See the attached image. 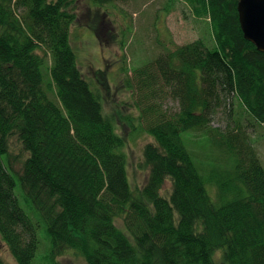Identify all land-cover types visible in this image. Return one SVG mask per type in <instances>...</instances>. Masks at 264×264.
<instances>
[{
    "label": "trees",
    "instance_id": "1",
    "mask_svg": "<svg viewBox=\"0 0 264 264\" xmlns=\"http://www.w3.org/2000/svg\"><path fill=\"white\" fill-rule=\"evenodd\" d=\"M77 1L0 0V238L15 261L32 264L43 226L44 264L67 251L86 264H264V166L238 122L210 126L232 98L264 127V52L244 38L237 0H182L208 20L212 44L166 47L131 74L123 62L127 93L111 113L104 70L91 84L69 39ZM122 120L151 137L140 187ZM188 132L203 148H188ZM12 137L26 152L19 171Z\"/></svg>",
    "mask_w": 264,
    "mask_h": 264
},
{
    "label": "rangeland",
    "instance_id": "2",
    "mask_svg": "<svg viewBox=\"0 0 264 264\" xmlns=\"http://www.w3.org/2000/svg\"><path fill=\"white\" fill-rule=\"evenodd\" d=\"M116 4L112 6L111 4H96L91 0H78L75 7L78 16L70 28L69 38L71 45L77 51L80 70L91 84L95 82L98 85V78L94 79V72L104 70L106 79L112 85L110 87L111 96L103 99V110L106 113H111L113 108L116 110L115 102L118 98L122 99L127 93L122 83L125 72L120 71L123 62L131 74L132 69L153 60L166 47L174 49L177 45L198 38H201L207 45L212 44L208 20L204 17L201 19L194 16L190 7L182 0H127L126 2H116ZM113 34L115 41H113ZM121 45L125 47L126 52L124 48H121ZM122 53H127L124 61ZM44 71L43 77L45 78ZM98 80L101 84L102 79ZM50 97L52 96L50 95ZM231 101H233L232 98L227 99L226 106L218 109L217 114L211 119L210 126L218 127L224 131L228 122L230 126L238 122L246 130L247 135L252 138V145L260 157L261 165L264 166V127L255 124L247 112L240 113L235 100L232 105L233 112L228 116L227 112L231 107L228 104ZM163 105L166 109L175 111L178 103L168 99ZM123 112H126L125 109ZM122 121L118 124L117 131L126 138L127 172L134 186L140 187L148 173L147 169L142 167V150L151 137L145 132L134 133L130 130V124ZM201 136L194 137L192 132H188L183 138L188 148L191 143L203 148L204 139ZM20 145L15 137L10 139L9 157L12 163L11 167L16 171L20 170L26 153ZM208 160L211 161L209 157ZM130 186L133 187L132 184ZM206 186L209 195L215 198L213 190L215 186L208 183ZM170 188L171 183L167 180L162 191L166 192ZM18 202L22 205L19 198ZM29 215L31 216V213ZM37 236L39 247L36 256L32 259V264H44L47 259L41 255L46 249L47 241L43 226L38 229ZM0 256L5 264H18L1 238ZM56 259L62 264H86L81 256H77L72 251H67Z\"/></svg>",
    "mask_w": 264,
    "mask_h": 264
},
{
    "label": "water",
    "instance_id": "3",
    "mask_svg": "<svg viewBox=\"0 0 264 264\" xmlns=\"http://www.w3.org/2000/svg\"><path fill=\"white\" fill-rule=\"evenodd\" d=\"M239 24L244 38L264 52V0H237Z\"/></svg>",
    "mask_w": 264,
    "mask_h": 264
},
{
    "label": "bare ground",
    "instance_id": "4",
    "mask_svg": "<svg viewBox=\"0 0 264 264\" xmlns=\"http://www.w3.org/2000/svg\"><path fill=\"white\" fill-rule=\"evenodd\" d=\"M237 3H238V1H237ZM238 19H239V17H238Z\"/></svg>",
    "mask_w": 264,
    "mask_h": 264
}]
</instances>
